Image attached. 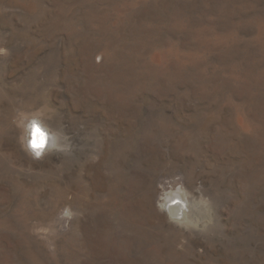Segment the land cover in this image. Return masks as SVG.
Instances as JSON below:
<instances>
[{"label": "rangeland", "instance_id": "1", "mask_svg": "<svg viewBox=\"0 0 264 264\" xmlns=\"http://www.w3.org/2000/svg\"><path fill=\"white\" fill-rule=\"evenodd\" d=\"M0 47V264H264V0H0ZM41 106L72 149L37 161Z\"/></svg>", "mask_w": 264, "mask_h": 264}, {"label": "clouds", "instance_id": "2", "mask_svg": "<svg viewBox=\"0 0 264 264\" xmlns=\"http://www.w3.org/2000/svg\"><path fill=\"white\" fill-rule=\"evenodd\" d=\"M0 54L8 49L0 47ZM51 115L43 107L32 110H17L12 123L19 132L18 142L22 150L33 160H41L48 154L67 153L72 149L69 137L50 123ZM197 193L200 189L195 190ZM157 210L172 223L185 231L201 229L211 223L212 203L210 198L194 194L183 182H174L166 188L161 186L156 201ZM62 216H72L69 209ZM182 247V244L180 245Z\"/></svg>", "mask_w": 264, "mask_h": 264}]
</instances>
